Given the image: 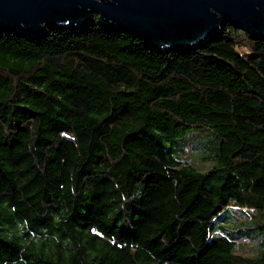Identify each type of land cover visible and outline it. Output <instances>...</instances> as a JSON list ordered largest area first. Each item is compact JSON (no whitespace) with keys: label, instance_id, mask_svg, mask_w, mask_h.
<instances>
[{"label":"trees","instance_id":"obj_1","mask_svg":"<svg viewBox=\"0 0 264 264\" xmlns=\"http://www.w3.org/2000/svg\"><path fill=\"white\" fill-rule=\"evenodd\" d=\"M0 264H264V31L0 26Z\"/></svg>","mask_w":264,"mask_h":264},{"label":"water","instance_id":"obj_2","mask_svg":"<svg viewBox=\"0 0 264 264\" xmlns=\"http://www.w3.org/2000/svg\"><path fill=\"white\" fill-rule=\"evenodd\" d=\"M93 14L167 50L189 48L228 22L264 31V0H0V26L34 34Z\"/></svg>","mask_w":264,"mask_h":264},{"label":"rangeland","instance_id":"obj_3","mask_svg":"<svg viewBox=\"0 0 264 264\" xmlns=\"http://www.w3.org/2000/svg\"><path fill=\"white\" fill-rule=\"evenodd\" d=\"M194 161L198 167H207L209 162H205L199 156L194 155ZM256 240L252 241L247 238L241 240V246L238 248V252L244 255H254L255 254Z\"/></svg>","mask_w":264,"mask_h":264}]
</instances>
